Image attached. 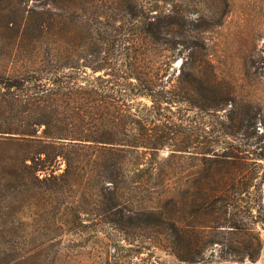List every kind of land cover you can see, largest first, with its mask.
I'll return each instance as SVG.
<instances>
[{
  "label": "rangeland",
  "instance_id": "374dc122",
  "mask_svg": "<svg viewBox=\"0 0 264 264\" xmlns=\"http://www.w3.org/2000/svg\"><path fill=\"white\" fill-rule=\"evenodd\" d=\"M195 1L194 18L217 4ZM125 2L0 0V111L38 130L0 142V264H264V0H219V23L191 40L204 49L166 53L161 106L128 102L187 151L141 148L105 170V158L45 138L77 130L74 109L109 102L106 89L94 102L92 84L137 85L144 59L158 66Z\"/></svg>",
  "mask_w": 264,
  "mask_h": 264
},
{
  "label": "trees",
  "instance_id": "16d2710c",
  "mask_svg": "<svg viewBox=\"0 0 264 264\" xmlns=\"http://www.w3.org/2000/svg\"><path fill=\"white\" fill-rule=\"evenodd\" d=\"M178 1L180 0H126L124 11L127 16L134 20L140 19V33L144 39L143 48L145 50L143 55L146 56L151 49L152 51H157L159 55L155 63H158V66L155 67V64L153 65L151 62H149L151 63L149 65L148 61L144 59L140 72L135 76L137 85L133 84L131 81L133 77L131 76H115L113 80H109L110 85L108 88H101L99 85L92 84L91 92L95 97L94 102H99L98 99L103 98L102 89H106L104 90L106 93L104 99H108L107 101L109 102H105L107 104L103 107H95L93 108L94 110L90 111L79 110L77 112L74 109L72 113L75 115L78 123L74 124L69 122L68 119H62L61 122L63 126L68 122L70 126L74 124L77 130L64 128L63 131L67 134H59L57 136H52V134L46 131L45 138L56 141L68 140V142H60L70 147L77 154L90 153L96 158H101V160L105 158V163L99 166L105 170L112 166L121 168L126 154L141 148L157 153L167 147L174 146L177 148L176 150L174 149L175 151H187L186 149L189 146L186 143L179 146L171 144V135L166 130L153 133L152 126L156 124L155 120H153L154 118L140 116L138 112L132 111L134 108L131 107L132 103L128 104V102H132L131 97L144 96L151 98L153 101V108L150 109L145 106L146 109L155 110L161 106L163 98L158 96L156 88L161 86L158 82L163 65L171 58L166 53L178 49L181 55V53H185L188 49L197 48L203 50L204 46H198V44L192 41L194 39L199 40L197 36L204 28L205 22L211 25L219 23V0H216L215 10L209 9L207 12L209 14H199L196 18H194L196 14L191 9L200 5L201 2L198 4L195 0H181L186 5L178 6ZM193 63L191 62L192 67L194 66ZM188 64L187 60L183 66ZM44 99V96H31L28 94L25 96L24 94H16L14 96L16 102L41 101ZM165 103L172 104V102L168 101H165ZM14 116L13 114L6 116L5 112L0 111L1 143L18 139L27 140L33 136H37L38 130L34 129L31 125H23L24 120H20L19 124L14 122ZM88 119H90V122ZM252 119L255 121L252 122L251 126L254 128L256 135L259 136V132L257 131V116L253 113ZM40 123L39 120L34 122L35 125H40ZM49 123L46 122L45 124L50 125ZM260 137L264 139L263 135H260ZM209 143L213 145V142ZM257 157V159H262L260 157L264 156L260 155ZM225 159L227 160V158ZM241 159L238 156H230L228 161L235 162ZM111 182H113V178ZM238 183L243 184L244 188L249 185V182L246 183L243 180H239ZM232 227L240 229V226L237 224H234ZM176 256L185 263H195L194 260L188 258L182 252H178ZM241 256V254L236 255L237 259ZM245 258L256 260L258 256L248 253L245 254Z\"/></svg>",
  "mask_w": 264,
  "mask_h": 264
}]
</instances>
